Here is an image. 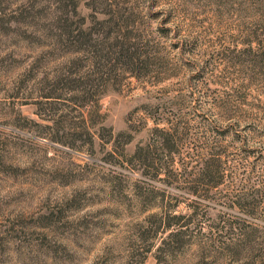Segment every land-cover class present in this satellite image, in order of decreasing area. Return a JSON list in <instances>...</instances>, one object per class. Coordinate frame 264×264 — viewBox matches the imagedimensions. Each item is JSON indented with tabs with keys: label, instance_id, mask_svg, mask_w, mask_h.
<instances>
[{
	"label": "rangeland",
	"instance_id": "1",
	"mask_svg": "<svg viewBox=\"0 0 264 264\" xmlns=\"http://www.w3.org/2000/svg\"><path fill=\"white\" fill-rule=\"evenodd\" d=\"M33 1L34 20L0 22V264L245 261V248L226 249L238 237L197 232L220 217L246 220L224 200L239 164L264 165V64L237 53L250 31L264 40V1ZM124 45L136 54L128 67L119 62ZM154 120L177 131L175 158L195 165L218 145L233 171L214 200L152 182L153 196L178 213L191 205L210 216L194 217L159 262L154 247L147 252L159 242L158 209L148 193L133 194L140 175L125 164ZM246 223L264 231V218Z\"/></svg>",
	"mask_w": 264,
	"mask_h": 264
},
{
	"label": "trees",
	"instance_id": "2",
	"mask_svg": "<svg viewBox=\"0 0 264 264\" xmlns=\"http://www.w3.org/2000/svg\"><path fill=\"white\" fill-rule=\"evenodd\" d=\"M248 1H253L261 8V3L264 0ZM16 4H13L10 0H0V22L9 24V28L18 26L25 20H34L37 17L33 13L35 12L34 1L27 0L19 2L18 5ZM12 6H16L15 9H12ZM7 11L11 13L8 14ZM56 19L58 23L60 17L56 16ZM247 28L246 25L245 29ZM72 38L68 36L65 40L71 43ZM242 45L244 46L242 50H236L238 54L250 55L255 62L264 64V40L250 31L249 35L242 41ZM256 49H260V52H256ZM120 51L119 59L121 61L119 62H123L126 67L134 63L133 59H135L136 54L130 45H124L120 48ZM227 58L234 65L239 64L237 58ZM134 77L138 78L136 75ZM87 82L92 84L95 80H86L85 84ZM87 85L88 87H85V90L87 88L91 89L95 84L92 86ZM76 88V90H79L78 88L82 89L81 87ZM90 102L88 101V103ZM155 125L150 140L145 145L138 146L133 154L125 159V164L140 175V180L133 185V194L141 198L145 193H148L145 200L150 202L149 207L158 209L157 213L151 214V217L156 219L154 220L156 221L155 228L151 231V238L159 239V242L155 246L154 243L149 244L147 252H150L154 247L156 260L159 262V256L172 254L178 249L177 243L181 242L179 238L188 233L187 226L192 224L194 217H199L206 222L210 216L207 210L200 211L196 206L191 205L188 206L187 213H178L175 206H167L165 203L163 204V198L156 199L153 196L152 182L162 181L168 186L179 185L191 194H203L207 200H214V195L211 193L223 187L226 178L231 180L233 171L228 163L226 151L218 145L206 149L207 154L195 165H192V160L186 162L175 158L179 147V142L175 140L177 131L171 127L167 129L159 128L157 127L158 123H155ZM233 142L243 145V141L240 139H233ZM246 152L248 153V151ZM243 157L246 159L244 155ZM260 158L264 161L263 155H260ZM239 165L238 170L240 171L237 185L234 188V195L227 197L224 204L232 209L236 208L246 220L241 221L237 218L236 221L230 222L228 219L220 217L218 224L210 225L211 231L206 233L212 234V237L207 236L202 231L197 233L214 242H218V237L219 240L238 237L237 239H231L235 241L231 247L226 248L223 246L218 247V249L225 250L226 248L233 252L236 248H245L248 256L244 259L245 261L230 260L227 264H264V231L254 224L246 223L259 217L264 218V165L263 168H259L260 170L255 164L249 167H245L244 164ZM214 235H216V238ZM220 242L224 245L222 240ZM210 246L211 248L217 247L215 245Z\"/></svg>",
	"mask_w": 264,
	"mask_h": 264
}]
</instances>
